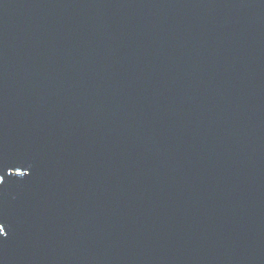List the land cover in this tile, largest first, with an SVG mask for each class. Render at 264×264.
Listing matches in <instances>:
<instances>
[{
	"label": "water",
	"instance_id": "obj_1",
	"mask_svg": "<svg viewBox=\"0 0 264 264\" xmlns=\"http://www.w3.org/2000/svg\"><path fill=\"white\" fill-rule=\"evenodd\" d=\"M0 264H264V0H0Z\"/></svg>",
	"mask_w": 264,
	"mask_h": 264
}]
</instances>
